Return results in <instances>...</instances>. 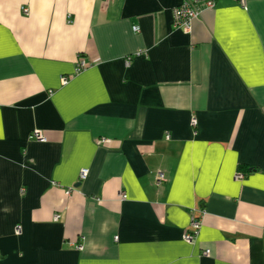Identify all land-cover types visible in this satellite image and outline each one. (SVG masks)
Listing matches in <instances>:
<instances>
[{
	"label": "crops",
	"instance_id": "1",
	"mask_svg": "<svg viewBox=\"0 0 264 264\" xmlns=\"http://www.w3.org/2000/svg\"><path fill=\"white\" fill-rule=\"evenodd\" d=\"M182 1L0 0V264H264V0Z\"/></svg>",
	"mask_w": 264,
	"mask_h": 264
},
{
	"label": "built area",
	"instance_id": "2",
	"mask_svg": "<svg viewBox=\"0 0 264 264\" xmlns=\"http://www.w3.org/2000/svg\"><path fill=\"white\" fill-rule=\"evenodd\" d=\"M242 5H245L246 0H239ZM217 3V0H183L178 6H176L173 9V27L175 29L182 30L186 34H190L192 31V24L194 20L198 19L200 15L208 9L215 8ZM23 12L25 14H28V9L23 8ZM135 31H138L139 28L136 27L134 29ZM89 66V63L81 60L79 65L76 68V73H80L84 71ZM67 81L66 78L63 79V82L65 83ZM197 124L196 119L192 120V125L195 126ZM32 137L34 140L38 142L45 143L47 142V138L44 136L43 132L39 129H35L32 132ZM102 143L105 142V140H101ZM89 170L88 169H82L80 172V178L82 180H85L88 177ZM244 174L237 173L235 178L236 180L244 179ZM166 180V175L164 173H158L155 177V184L156 186H160L164 181ZM122 200L127 199V195L125 193L121 194ZM204 213H200L198 216H193L190 224V228L188 231L184 234V241L187 243H193L194 240H196L200 229H201V217ZM54 220H59V215L54 216ZM22 232L21 226H18L16 228V234L20 235ZM117 239V238H116ZM79 250H82L83 247L80 246L78 248ZM210 254V250H206L204 252V255L208 256Z\"/></svg>",
	"mask_w": 264,
	"mask_h": 264
}]
</instances>
